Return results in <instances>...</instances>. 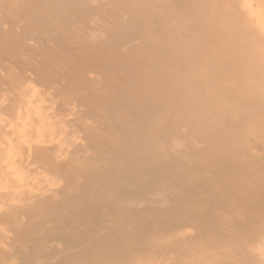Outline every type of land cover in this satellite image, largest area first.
I'll return each instance as SVG.
<instances>
[{
    "label": "bare ground",
    "instance_id": "6f19581e",
    "mask_svg": "<svg viewBox=\"0 0 264 264\" xmlns=\"http://www.w3.org/2000/svg\"><path fill=\"white\" fill-rule=\"evenodd\" d=\"M0 264H264V0H0Z\"/></svg>",
    "mask_w": 264,
    "mask_h": 264
}]
</instances>
